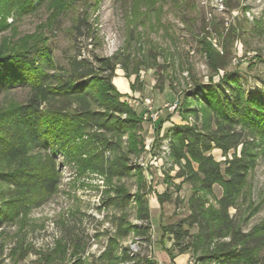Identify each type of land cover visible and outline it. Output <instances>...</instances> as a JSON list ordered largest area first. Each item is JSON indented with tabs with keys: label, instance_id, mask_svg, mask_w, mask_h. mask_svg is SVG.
<instances>
[{
	"label": "rangeland",
	"instance_id": "374dc122",
	"mask_svg": "<svg viewBox=\"0 0 264 264\" xmlns=\"http://www.w3.org/2000/svg\"><path fill=\"white\" fill-rule=\"evenodd\" d=\"M128 7L120 0H44L41 4L34 0L33 11L24 13L0 0V57L42 42L63 70L78 50L83 58L113 56L119 62L113 84L120 93L129 83L131 93L125 96L139 102L130 108L140 120L138 130L107 136L114 150L104 152L106 163L125 166L129 172L122 178L94 171L84 146L88 134L57 154L61 174L57 192L35 200L13 222L0 225V264H72L79 259L83 264H133L114 260L126 250L136 257L134 264L142 257L157 264H193L199 255H177L164 232L188 215L191 194L190 187L175 177L179 167L171 157V129L201 126L204 115L197 85L211 79L218 83L224 74L211 71L198 44L202 29L218 51L227 49L230 64L226 70L239 79L243 89L264 93V0H161L152 16L140 14L136 19L128 14ZM81 15H87L91 28L85 21L78 38L73 28ZM88 31L91 40L84 38ZM229 32L233 39L227 38ZM9 61L7 57L0 66ZM138 62L153 65L126 76L121 63L130 70ZM28 97L25 87H0V115ZM144 100L158 112L155 122L142 120L140 102ZM171 106H176L174 111ZM256 152L239 207L230 209L243 232L264 220V143ZM211 154L217 162L224 161L220 150ZM13 168V163L0 158V173ZM13 193L0 183V210ZM213 194L219 198L222 189L215 186ZM160 196L166 198L162 204ZM138 197L147 203L148 221L138 218ZM133 227L145 228L146 235L136 234ZM118 228H128L127 235L121 236ZM167 250L172 253L168 255ZM105 253L109 259L103 257Z\"/></svg>",
	"mask_w": 264,
	"mask_h": 264
},
{
	"label": "trees",
	"instance_id": "16d2710c",
	"mask_svg": "<svg viewBox=\"0 0 264 264\" xmlns=\"http://www.w3.org/2000/svg\"><path fill=\"white\" fill-rule=\"evenodd\" d=\"M6 1L21 12L33 11L34 0ZM120 1L129 5L128 14L136 19L140 14L152 16L161 0ZM43 2L38 0V4ZM85 16H78L74 24L78 38L85 21L88 30L91 28ZM201 32L198 44L211 71L224 74L218 83L211 79L206 85H197L204 115L201 126L171 129V157L179 167L175 177L190 187L191 194L187 200L188 215L165 227L164 232L171 237L172 250L177 255L199 254L193 264H264V220L243 232L236 214H230V209L239 207L248 176L255 167L256 151L264 143V93L244 90L239 79L226 70L230 64L227 49L218 51L209 42V33L205 29ZM231 35L229 32L227 38L233 39ZM84 38L91 40L92 33L88 31ZM7 57L8 65L0 66V87H25L29 97L0 115V158L14 164L11 171L0 173V183L14 191L0 210V225L13 222L35 200L48 199L57 192L61 174L56 156L84 135H89L84 146L94 171L106 177L122 178L128 174L120 162L107 164L104 156L105 151L114 150L107 136L140 129V120L127 104V97L113 84L119 64L115 57L83 58L78 50L63 70L43 42ZM6 58L0 57V64ZM121 65L125 75L130 76L138 73L140 67L150 68L153 64L138 62L130 70ZM195 112L198 111H192ZM81 148L76 147L78 151ZM215 149L221 151L223 162L213 158ZM215 186L222 189L219 198L213 194ZM165 199L158 197L161 204ZM137 204L138 218L148 221L146 201L138 197ZM120 229L121 236L127 235L128 228ZM130 229L146 235L145 228ZM172 250H167L168 255ZM103 257L109 259L106 253ZM114 260L135 263L136 257L126 250ZM141 260L139 264H157L148 257ZM72 264L83 263L79 259Z\"/></svg>",
	"mask_w": 264,
	"mask_h": 264
},
{
	"label": "built area",
	"instance_id": "2783aa9c",
	"mask_svg": "<svg viewBox=\"0 0 264 264\" xmlns=\"http://www.w3.org/2000/svg\"><path fill=\"white\" fill-rule=\"evenodd\" d=\"M140 103L143 106L142 120H144V121H147V120L151 121L152 120L153 122H155L158 119L159 116H158V112L153 111V109L151 107L152 104L150 103V101L149 100H144V101H141ZM127 104L129 105V107H134V106L138 105L139 102L137 103L135 101V99L134 100L127 99ZM175 108H176V106H173V107L171 106L170 107V109L172 111H174ZM130 256L134 257V254H131Z\"/></svg>",
	"mask_w": 264,
	"mask_h": 264
},
{
	"label": "crops",
	"instance_id": "0c3cea01",
	"mask_svg": "<svg viewBox=\"0 0 264 264\" xmlns=\"http://www.w3.org/2000/svg\"><path fill=\"white\" fill-rule=\"evenodd\" d=\"M120 93H121V94H123V95H126V96H128V95H129V93H131V90H130V85H129V83H127V86H126V88H125L123 91H121Z\"/></svg>",
	"mask_w": 264,
	"mask_h": 264
}]
</instances>
